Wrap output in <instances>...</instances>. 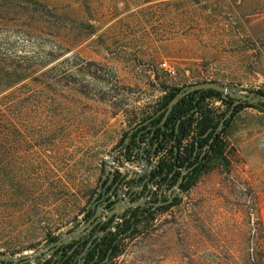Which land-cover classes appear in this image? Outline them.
<instances>
[{"label": "rangeland", "instance_id": "374dc122", "mask_svg": "<svg viewBox=\"0 0 264 264\" xmlns=\"http://www.w3.org/2000/svg\"><path fill=\"white\" fill-rule=\"evenodd\" d=\"M205 83L264 92V0H0V254L51 259L109 175L143 178L164 157L121 151L165 91ZM228 134L230 165L214 163L111 264H264V111L242 110Z\"/></svg>", "mask_w": 264, "mask_h": 264}, {"label": "trees", "instance_id": "16d2710c", "mask_svg": "<svg viewBox=\"0 0 264 264\" xmlns=\"http://www.w3.org/2000/svg\"><path fill=\"white\" fill-rule=\"evenodd\" d=\"M180 91L181 89L165 91L154 114L155 119L143 126V130H135L129 143L123 148L128 159L137 154L142 158L148 155L150 159L156 158L160 153L164 154L152 169L144 164L145 177L136 176L133 180H126L125 177L123 179L126 181L121 179L122 182L119 183L128 188L126 194L131 190L135 191L132 185L140 186L142 192L135 191L139 193L136 198L133 199L128 194L127 196L131 203L145 201L144 205L128 208L130 212L125 213L126 215L112 216L104 221V226H100V222L96 221L98 214L92 220L96 210H90L86 214L87 228L79 238L66 245L54 246V255L43 264H111L122 254L124 241L136 234L140 226L153 221L158 212L167 211L177 205L179 200L174 198L179 193L189 192L203 174L214 169L215 164L211 163L213 160L217 159L216 163L221 165L220 159L223 158L227 167L230 165L227 139L236 116L245 108L264 111V105L241 104L235 107L232 115L226 119L234 100L224 99L215 91H206L195 92L183 98L166 118L168 105ZM258 93L264 95L263 91ZM214 100L219 101L225 109L214 108ZM222 122L224 124L219 131ZM148 128L152 130H146ZM144 131L147 133L142 134ZM114 185L115 182L110 188H106L102 183L100 188L109 192ZM155 185L167 189L174 188L176 194L165 198L157 197L153 191H147ZM144 190L147 191L146 194ZM171 198L172 202L167 205ZM113 205L114 203L108 204L107 214L115 209ZM58 241L54 240L52 243Z\"/></svg>", "mask_w": 264, "mask_h": 264}, {"label": "water", "instance_id": "95a60500", "mask_svg": "<svg viewBox=\"0 0 264 264\" xmlns=\"http://www.w3.org/2000/svg\"><path fill=\"white\" fill-rule=\"evenodd\" d=\"M206 91H215L218 92L222 95V97L224 99H232L234 100V105L232 107V110L229 112V114L227 115L226 119L229 118L235 107L241 105V104H249V105H264V95L262 94H257V93H242V92H238L236 89L230 87V86H226V85H222V84H218V83H205V84H198V85H193L189 88L183 89L181 90L174 98L173 100L170 102V104L168 105V110H167V114H166V118L170 115V113L173 111L174 107L186 96L195 93V92H206ZM224 122H222L221 127L219 129V131H221L222 127H223ZM130 137H128V139L125 142V145H127L129 143ZM217 162V159L213 160L211 163L214 164ZM220 162L223 164V166L225 165V161L223 158L220 159ZM176 190H179V185L176 187ZM172 202V198L170 200L168 204H170ZM145 201H140L138 203H131L130 200H126L124 203H119L115 205V209L110 212L108 214V217H112V216H121V209L122 210H127L128 208H135L138 207L140 205H144ZM103 209L100 210V212ZM99 212V214H100ZM102 213V212H101ZM87 227H84L81 229V233L80 232H76L72 235H69L66 239L60 240L57 243L53 244L54 246H62V245H66L71 243L72 241L76 240L79 238V236L82 234V232L86 229ZM39 253H35L33 254L32 257H27V256H23V257H8L5 255H1L0 254V260L4 261L5 263H12V264H30V263H34V258H36L38 256ZM46 261V260H45ZM44 261V262H45ZM43 262V263H44ZM42 263V264H43Z\"/></svg>", "mask_w": 264, "mask_h": 264}, {"label": "flooded vegetation", "instance_id": "af4514ba", "mask_svg": "<svg viewBox=\"0 0 264 264\" xmlns=\"http://www.w3.org/2000/svg\"><path fill=\"white\" fill-rule=\"evenodd\" d=\"M122 175H119V174H111V175H109V177H108V180H109V182H111V183H113V182H115V185L112 187V190L111 191H113L114 193H111V191H109V192H107V190H103V191H101L100 193H98L97 194V196H96V200L94 201V203H93V207H95L96 208V213H95V215L93 216V218H92V220L94 219V217L98 214V218L96 219V221H98V222H100L99 223V225L100 226H104L106 223L104 222V220H101V216H102V214L100 213L99 214V212H100V209H103L102 211H106V209H107V207H108V204L109 203H114V205H116V204H118V203H121L122 202V195L125 193L126 194V192H120V190H119V183H121L122 182V180H120V177H121ZM123 181H124V179H123ZM117 186V187H116ZM128 195H131V197L134 199V198H136L137 197V194H139V193H136L135 191H133V190H131V191H129V193H127ZM127 194H126V196H127ZM126 198V197H125ZM124 198V199H125ZM113 205V206H114ZM94 210V208L93 209H91V211H93ZM129 209H127V210H124V213H127V212H130V211H128ZM123 213V214H124ZM122 214V215H123ZM121 215V216H122ZM109 218H111V217H108V216H106V220L107 219H109ZM105 220V221H106Z\"/></svg>", "mask_w": 264, "mask_h": 264}, {"label": "crops", "instance_id": "0c3cea01", "mask_svg": "<svg viewBox=\"0 0 264 264\" xmlns=\"http://www.w3.org/2000/svg\"><path fill=\"white\" fill-rule=\"evenodd\" d=\"M247 110H253V108H245L243 109V111H247ZM243 130H253V128L250 127H246ZM258 139V135H254V136H249V137H244V139L242 140L240 147V152L241 155H243L244 157L247 158L248 156V149H254L257 150L259 149V147L261 146L258 142H256ZM260 205H261V212H262V217H263V221H264V193L261 195L260 199H259Z\"/></svg>", "mask_w": 264, "mask_h": 264}, {"label": "built area", "instance_id": "2783aa9c", "mask_svg": "<svg viewBox=\"0 0 264 264\" xmlns=\"http://www.w3.org/2000/svg\"><path fill=\"white\" fill-rule=\"evenodd\" d=\"M161 68H162V70H164L166 73H168V75L169 76H175L176 75V71H175V69L170 65V64H168L167 62H164V63H162L161 64ZM125 150H123V151H121V157H122V160H125ZM141 170H143V172H144V166H143V169H141ZM114 174H119V175H122L121 177H120V180L121 179H123V178H125V177H127V175H124V174H120L119 172H114L113 173V175ZM128 180V179H127ZM124 196H125V193H124ZM107 213V212H106Z\"/></svg>", "mask_w": 264, "mask_h": 264}]
</instances>
